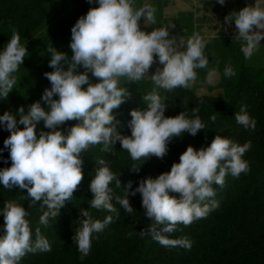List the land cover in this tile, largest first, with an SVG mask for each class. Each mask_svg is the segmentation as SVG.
Listing matches in <instances>:
<instances>
[{
    "label": "clouds",
    "instance_id": "obj_1",
    "mask_svg": "<svg viewBox=\"0 0 264 264\" xmlns=\"http://www.w3.org/2000/svg\"><path fill=\"white\" fill-rule=\"evenodd\" d=\"M216 2L221 6L225 4V0ZM96 3L98 7L90 8L71 28L70 60L66 53L54 47L48 49L51 56L48 66L52 71L44 75L51 87L46 88L41 96L47 107L36 101L28 106L26 113L21 106L16 111L18 115L9 111L0 115V125L10 133L3 144L11 160L10 167L0 168V185L7 190L14 187L27 190L25 199L30 201L29 206L42 202L47 211L39 220L45 226L50 218L59 216L66 202L72 200L83 180L81 156L89 147L101 145L102 152L113 154V146L118 141L132 161L145 162L151 157L163 159L169 143L182 137L181 134L195 136L205 128L197 115L198 108H192L195 118H189L184 111L166 117L167 104L154 89L143 96L146 111H130L131 135L124 136L117 131L119 122L114 110L130 96L124 84L151 77L159 89L170 92L187 88L197 79L196 70L206 68L209 60L204 52L205 41L199 34H194L185 45L183 40L169 36L171 24L150 32L143 31L141 19L149 24L156 23L155 8L148 5L136 8L135 0H96ZM233 21L235 39L242 42L244 58L251 59L264 39V8L246 6L225 17L226 23ZM26 53L18 34H13L0 51V98L7 99L14 88V73L23 64ZM157 61L162 67L149 75ZM81 67L83 72L78 71ZM89 73L97 83L90 81ZM233 75V68L226 67L224 76ZM212 119L215 120V116ZM234 119L246 130H255L256 120L248 114L246 106H241ZM72 120L78 123L66 132L58 130ZM41 121L50 131L41 130L37 137V125ZM251 146V141L240 145L217 135L206 148L197 150L188 146L180 155L179 163H173L170 171L156 178L149 176L140 180L135 189L132 181L122 185L119 176L106 166L103 159H99L96 163L102 167L96 170L89 185L93 194L90 207L104 209L118 219L119 210L113 200L126 213L132 214L134 209L128 197L139 193L144 215L154 221L141 231V235H151L166 247L190 249L192 245L187 238L170 239L165 234H171L180 224L187 227L206 218L219 206L212 185L222 188L227 175L238 178L242 173L247 174L250 166L243 156ZM143 163L139 166L133 164L130 169L139 172ZM113 182L117 188L123 186V196L113 195ZM169 193L178 194V198ZM28 215L21 204L14 201L4 203L5 234L0 237V264H20L28 253L51 251L47 239L40 236L39 228L33 241L26 219ZM81 216L75 239L83 259L90 253L93 234L103 231L113 222L114 216L109 215L100 221L94 219L88 209H81Z\"/></svg>",
    "mask_w": 264,
    "mask_h": 264
},
{
    "label": "trees",
    "instance_id": "obj_2",
    "mask_svg": "<svg viewBox=\"0 0 264 264\" xmlns=\"http://www.w3.org/2000/svg\"><path fill=\"white\" fill-rule=\"evenodd\" d=\"M149 1L158 0H145ZM161 1L166 6L170 0ZM185 1L188 2L186 7L178 9L174 15L177 20L184 22L182 27L185 28L180 34L185 36V45L194 34H199L201 38L209 37L204 49L209 63L206 68L197 69L196 72L199 78L206 79L215 70L218 71L220 79L215 89L218 88L219 91L214 94H198L187 87L169 92L157 88L151 77L137 83L124 84L122 80L121 84L128 89L130 96L114 110V115L119 122L116 125L117 131L121 135L130 136V111H146L147 104L143 96L155 89L167 104L164 113L166 117H174L184 111L189 118H195L192 108H198L197 115L205 125L204 130H200L195 136L181 134L182 137H176L169 143L168 153L163 159L151 157L145 162L132 161L130 155L121 149L118 141L113 146V154L102 152L101 145L89 147L81 156L82 182L74 192L72 200L60 209L57 218L49 219L47 226L39 220L43 212L47 211L42 202L29 206L30 201L25 199L27 190L15 187L7 190L0 185V237L5 234L4 203L14 201L29 212L26 219L29 221L33 241L36 240V229L39 228L40 236L47 239L51 246V251L48 252L28 253L20 264H264V55L245 59L241 51L242 42L235 39L234 21L231 24L225 22L227 15L246 6L257 5L258 0L255 3L234 0L235 5L232 0H225L223 6L216 0ZM229 1H232L230 5ZM66 2L67 0H0V51H3L13 34H18L20 43L25 45L28 52L23 64L14 73V88L7 99L0 98V115L6 111L18 115L16 111L21 106L26 113L28 106L36 101L42 107H47L41 96L46 88L51 87L44 75L52 71L48 66L51 58L48 49L54 47L57 51L66 53L70 60L72 26L90 8L98 7L96 0L91 4L88 0H68L70 4L65 6ZM227 11L229 14H226ZM67 15L69 16L64 24L56 29L49 28L48 24L52 20ZM173 33L170 35L174 36ZM228 66L233 68L235 75L224 76V70ZM78 71L83 72L84 69L81 67ZM88 75L92 83L98 82L91 73ZM53 98L58 99L55 96ZM241 106H246L248 114L256 120L254 131L246 130L236 123L234 117ZM213 116L215 120L212 119ZM76 123L78 121H68L58 130L66 132ZM18 127L23 128V125L18 124ZM41 130L50 131L44 127L42 121L37 125V137ZM9 135L0 125V168L11 166L9 152L3 144ZM217 135L230 138L240 145L251 141V149L243 156L249 163L250 171L247 174L242 173L238 178L227 175L222 188L213 184L216 192L214 199L219 201V206L206 218L187 227L180 224L174 232L165 234L170 239L187 238L192 245L190 249L180 246L166 247L155 241L151 235H141V231L154 221L144 215L139 193L130 194L128 197L134 209L132 214L126 213L113 200L114 206L119 210L118 219L104 209L90 207V200L93 199L89 188L90 181L96 170L102 167L96 163L97 160L103 159L106 166L119 176L122 185L132 181V188L135 189L140 180L149 176L156 178L159 174L170 171L173 163H179L180 155L188 146L197 150L206 148ZM141 163L143 164L139 172L130 169L133 164L139 166ZM111 187L114 196H123V186L117 188L113 182ZM169 195L178 198L176 193ZM81 209H88L92 217L100 221L109 215L114 216L113 222L103 231L93 234L90 253L83 259L80 258L75 239V233L83 218Z\"/></svg>",
    "mask_w": 264,
    "mask_h": 264
},
{
    "label": "rangeland",
    "instance_id": "obj_3",
    "mask_svg": "<svg viewBox=\"0 0 264 264\" xmlns=\"http://www.w3.org/2000/svg\"><path fill=\"white\" fill-rule=\"evenodd\" d=\"M232 1H233V4L235 5L234 0H232ZM232 1L231 2L229 1V5L232 3ZM248 1L250 3L251 2L255 3V0H253V1L248 0ZM161 2H162L161 0H158L157 2L156 1L145 2V0H135V7L136 8H141L145 5H148V6L155 8V10H156L155 11L156 23L155 24H149V22H147L146 20L143 22V19H141V21H140L141 29L145 32H150L151 30L163 28V27H166V26L171 24L172 27L169 28V36L170 37H176L177 40H183L185 42V40H184L185 36H182L183 34H180V32H182L183 28H185V26L182 27V24H184V22H182V20H177L174 15L177 13L178 9H181V10L184 9L188 2L185 0H170L168 5H166V6H163V4ZM69 4L70 3L67 0V2L65 3V6L69 5ZM257 5H259L261 8H264V0H258ZM226 14H229L228 11ZM68 16L69 15H67L66 17L61 16L60 18L52 20L50 22V24H48L49 28H51V29L58 28L60 25L64 24V22L67 20ZM172 33L175 35L171 36L170 34H172ZM202 39L205 42L207 40L208 41L210 40L209 37L207 39L206 38H202ZM260 43H261V45L259 47V50L253 56L257 57V55H262V54L264 55V39H262L260 41ZM180 50H183V49L181 48ZM253 56H252V58H253ZM158 67H162V65H159V63L157 61V63H154L152 65L148 74L149 75L154 74ZM25 69H27V68H25ZM219 79H220L219 73H218V71L215 70V72H213V74L210 75L209 77H206V79H202V78H199L197 76V79L194 82H190L188 87L191 88L194 92H196L198 94L209 93V92L214 94V93H217L219 91L218 88L215 89V85L218 83ZM34 85H36V84H34ZM127 86H129V84H127Z\"/></svg>",
    "mask_w": 264,
    "mask_h": 264
}]
</instances>
